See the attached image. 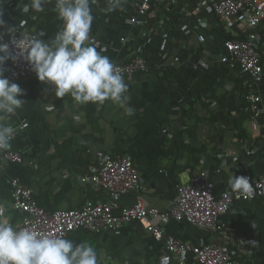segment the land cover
I'll list each match as a JSON object with an SVG mask.
<instances>
[{
  "label": "crops",
  "instance_id": "0c3cea01",
  "mask_svg": "<svg viewBox=\"0 0 264 264\" xmlns=\"http://www.w3.org/2000/svg\"><path fill=\"white\" fill-rule=\"evenodd\" d=\"M77 2L67 3L61 11L56 10V0L32 2L38 18L26 23L28 16L0 0V17L27 24L38 31L45 49L63 54H71L79 44L97 57L121 60L139 45L135 40L115 51L118 38L131 27L119 24V15L109 5L86 10ZM168 3L157 0L145 19L146 26L155 27L152 49L146 51L149 72L102 79L87 66L72 70L64 60L0 85V102L5 104L1 124L12 126L16 134L8 147L20 151L25 160L16 164L0 156V203L7 207V224L18 226L24 217L12 206L14 177L31 187L35 200L46 207L71 208L89 198L101 200L102 193L89 190L80 180L97 163L99 150L130 154L140 163L147 191L123 196L121 204L127 206L139 195L149 207L168 209L176 185L200 169L207 171L217 192L248 187L247 174L262 175L264 137L252 129L243 104V91L252 78L221 63L223 41L212 36L221 21L201 11L199 0L175 9L174 15L181 12L182 19H208V37L201 43L195 35L186 36L171 19L162 26L153 22L166 15ZM84 15L93 18L92 25L82 22ZM223 25L233 36L246 33L243 24ZM12 26L0 30L10 32ZM258 31L264 52V22ZM94 34L98 42L93 46L89 38ZM162 43L166 48L161 55ZM200 59L210 63L207 74L196 65ZM7 71L8 60L0 54V80ZM260 90L264 129V83ZM222 224L219 237L236 264H264V196L234 202ZM162 225L167 234L195 244L215 238L184 220ZM57 247L62 258H73L78 264H174L164 242L134 222L116 231H74ZM186 259L194 261L190 254ZM16 264L29 263L19 258Z\"/></svg>",
  "mask_w": 264,
  "mask_h": 264
},
{
  "label": "built area",
  "instance_id": "2783aa9c",
  "mask_svg": "<svg viewBox=\"0 0 264 264\" xmlns=\"http://www.w3.org/2000/svg\"><path fill=\"white\" fill-rule=\"evenodd\" d=\"M15 12L28 16L35 21L38 16L33 13L32 2L45 0H2ZM73 0H56V10L61 11ZM78 1V2H77ZM167 10L183 6L193 0H168ZM84 9H99L109 5L116 11L117 21L122 26L131 27L130 32L118 38L119 47L115 51L128 46L137 40L139 45L121 60L97 57L90 54L83 46L77 45L71 54L62 51L45 49L40 41V34L27 24L19 22L11 16L0 17V28L12 24V30L5 33L0 30V54L8 60V71L0 80V85L8 81L27 78L42 72L51 65L64 60L72 70L87 66L97 77L134 78L138 73L149 72L151 63L146 51L152 49L155 27L146 26L145 19L156 8L157 0H74ZM198 7L206 14H214L227 26L243 24L246 27V39H227L223 41V53L220 61L231 70L248 74L252 83L244 97L245 114L251 120L252 129L264 137L261 117L262 92L264 83V52L261 33L258 27L264 22V0H199ZM17 10V11H16ZM165 11V10H164ZM166 12V11H165ZM84 14V13H83ZM161 15L153 18L159 26L165 19L179 23L178 28L186 36L195 35L201 43L207 40L208 19L196 21L182 19L181 12L175 15ZM180 21V22H178ZM186 21V22H185ZM19 22V23H18ZM82 22L92 25L93 18L83 16ZM45 33V32H44ZM43 33V34H44ZM214 37V35H212ZM97 36L89 38V44H97ZM164 43L160 46V54L164 52ZM152 50L148 51L151 54ZM78 54L85 56L78 60ZM197 67L208 73L210 63L200 59ZM5 107L0 102V110ZM24 125H21L23 128ZM16 136L12 126L4 127L0 120V156L16 164L24 163L23 154L11 147L8 142ZM97 163L89 173L80 176L83 186L91 191L102 193L99 201L91 198L82 205L71 208H51L40 205L34 198L31 187L20 178L10 181L12 206L22 212L24 217L18 226L5 222L7 207L0 203V264H16L19 258L29 264H78L73 258H62L58 251V242L69 233L80 230L101 232L120 230L128 223L134 222L145 228L157 241L164 242L165 250L174 264H236L230 250L219 237L224 230L222 217L231 205L237 201H249L264 196V170L260 177L247 174L245 180L250 186L236 190L222 189L216 191L215 183L208 177L207 171L198 170L190 179L176 185L175 194L168 209L158 206H147L138 195L133 205H122L121 199L129 194H141L147 191L145 180L141 174L140 163L130 154L99 150L96 152ZM160 220L161 224L155 221ZM171 220L187 221L191 225L213 234L212 241L202 240L198 244L183 241L167 234L164 225ZM193 256L188 262L186 255Z\"/></svg>",
  "mask_w": 264,
  "mask_h": 264
},
{
  "label": "trees",
  "instance_id": "16d2710c",
  "mask_svg": "<svg viewBox=\"0 0 264 264\" xmlns=\"http://www.w3.org/2000/svg\"><path fill=\"white\" fill-rule=\"evenodd\" d=\"M178 6L174 7V9H171L170 11L167 10L166 6H165V11L169 14V15H174L175 13V9H177ZM174 10V11H173ZM173 11V12H172ZM188 20V18H186V21ZM185 21V22H186ZM180 22V21H178ZM176 25L178 26L179 23L176 22ZM212 34L214 35L215 38H219V39H222V41H225L227 39H239V40H243V39H246L247 36H246V33L245 34H242L241 36H233L231 34H229V31L226 29V26L223 25V23L220 22V26L219 28H215L212 30ZM248 91V87H246V89H244L243 91V94H244V97L246 95ZM244 105H246V102L244 100L243 102ZM174 196V195H173Z\"/></svg>",
  "mask_w": 264,
  "mask_h": 264
}]
</instances>
